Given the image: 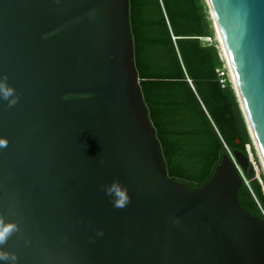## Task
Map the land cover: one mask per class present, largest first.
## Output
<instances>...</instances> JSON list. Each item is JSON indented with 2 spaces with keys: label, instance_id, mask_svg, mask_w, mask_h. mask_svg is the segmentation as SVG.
I'll return each mask as SVG.
<instances>
[{
  "label": "water",
  "instance_id": "1",
  "mask_svg": "<svg viewBox=\"0 0 264 264\" xmlns=\"http://www.w3.org/2000/svg\"><path fill=\"white\" fill-rule=\"evenodd\" d=\"M205 2L264 165V0ZM128 6L0 0V74L19 98L12 107L0 100L9 141L0 216L19 225L2 247L17 264H264V217L237 198L247 155H223L198 186L168 177ZM113 179L128 189L125 208L104 194Z\"/></svg>",
  "mask_w": 264,
  "mask_h": 264
},
{
  "label": "trees",
  "instance_id": "2",
  "mask_svg": "<svg viewBox=\"0 0 264 264\" xmlns=\"http://www.w3.org/2000/svg\"><path fill=\"white\" fill-rule=\"evenodd\" d=\"M128 4L139 84L167 175L189 186L201 185L223 155L238 150L248 156L247 145L254 153L206 2ZM242 175L239 204L264 217V177L261 183L249 169Z\"/></svg>",
  "mask_w": 264,
  "mask_h": 264
},
{
  "label": "clouds",
  "instance_id": "3",
  "mask_svg": "<svg viewBox=\"0 0 264 264\" xmlns=\"http://www.w3.org/2000/svg\"><path fill=\"white\" fill-rule=\"evenodd\" d=\"M67 98V97H66ZM18 96L15 88L8 83L7 75L0 74V100L6 101L9 107L17 104ZM8 138L0 136V149L8 146ZM105 196H107L114 208H125L130 203V196L128 189L118 179H113L111 182L103 186ZM19 231V225L10 220H6L0 216V264H17L18 257L14 252H10L2 247L9 238ZM97 235L102 236L103 232L100 231ZM30 243V241H26Z\"/></svg>",
  "mask_w": 264,
  "mask_h": 264
},
{
  "label": "rangeland",
  "instance_id": "4",
  "mask_svg": "<svg viewBox=\"0 0 264 264\" xmlns=\"http://www.w3.org/2000/svg\"><path fill=\"white\" fill-rule=\"evenodd\" d=\"M207 12H208V8H207ZM216 41H217V39H216ZM217 44H218V47L220 49L218 41H217ZM252 145H253V148H254V153L252 152L250 146H248V145L246 146L247 153H248V158H249V163L251 165V168L249 169V171L253 173V177L254 178L258 179L261 182L262 181L261 180V175L264 177V165H263V163H262V161H261V159L259 157V154H258L256 148L254 147L253 143H252Z\"/></svg>",
  "mask_w": 264,
  "mask_h": 264
},
{
  "label": "built area",
  "instance_id": "5",
  "mask_svg": "<svg viewBox=\"0 0 264 264\" xmlns=\"http://www.w3.org/2000/svg\"><path fill=\"white\" fill-rule=\"evenodd\" d=\"M203 40H206V41H211V38L210 37H204L203 38ZM222 81V80H221ZM249 146V145H248ZM237 166H238V164H237ZM238 168H239V166H238ZM241 171V170H240ZM242 172V171H241ZM261 211H262V209H261ZM262 213H263V216H264V212L262 211Z\"/></svg>",
  "mask_w": 264,
  "mask_h": 264
}]
</instances>
